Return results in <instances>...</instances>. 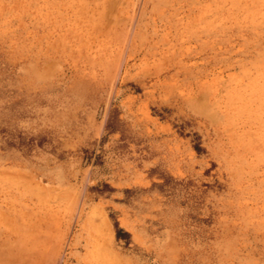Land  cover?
Returning a JSON list of instances; mask_svg holds the SVG:
<instances>
[{
    "label": "rangeland",
    "instance_id": "obj_1",
    "mask_svg": "<svg viewBox=\"0 0 264 264\" xmlns=\"http://www.w3.org/2000/svg\"><path fill=\"white\" fill-rule=\"evenodd\" d=\"M0 264H264V0H0Z\"/></svg>",
    "mask_w": 264,
    "mask_h": 264
}]
</instances>
